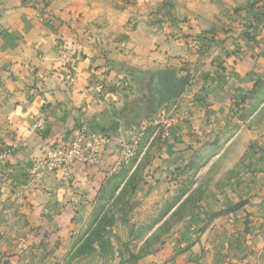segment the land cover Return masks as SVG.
<instances>
[{
  "label": "crops",
  "instance_id": "1",
  "mask_svg": "<svg viewBox=\"0 0 264 264\" xmlns=\"http://www.w3.org/2000/svg\"><path fill=\"white\" fill-rule=\"evenodd\" d=\"M118 2L48 0L43 15L55 18L50 23L38 21L23 0H0V145L11 149L9 160H0V191L39 201L29 208L34 226H84V214L132 177L146 172L147 180H170L208 162L234 127L231 115L251 113V105L240 103L264 81V32L253 41L239 33L221 47L202 38L194 43L184 29L171 36L166 29L147 46L134 39L119 44L120 20L131 15ZM102 20L110 26L101 28ZM168 70L176 79L188 73L190 84L179 99L164 102ZM168 106L180 119L170 136L150 129L132 164L108 176L120 143ZM41 110L48 115L42 136L33 129ZM81 127L109 143L99 165H74L65 183V172L39 163L47 149L68 143ZM241 158L229 181L206 196L168 248L145 264H264V159L255 162L259 172L247 182ZM75 212H81L78 220Z\"/></svg>",
  "mask_w": 264,
  "mask_h": 264
},
{
  "label": "rangeland",
  "instance_id": "2",
  "mask_svg": "<svg viewBox=\"0 0 264 264\" xmlns=\"http://www.w3.org/2000/svg\"><path fill=\"white\" fill-rule=\"evenodd\" d=\"M120 2L117 6L128 9L131 16L120 20L115 37L119 44L134 39L147 46L166 29L169 36L172 30L184 29L194 43L202 38L221 47L225 39H235L239 33L253 41L264 32V0ZM99 26L109 27L110 21L102 20ZM250 94L251 99L240 104L251 105V113L239 118L231 115L234 127L225 145L217 146L208 162H198L170 180H147L146 172V178L143 174L132 177L122 190L114 188L95 212L84 214L88 219L84 226H34L37 218L29 208L39 201L33 203L24 192L0 191V264H145L146 259L168 248L206 196L229 181L233 162L245 159L247 182L259 172L255 162L264 159V81ZM164 95H171V91L166 90ZM170 111L179 119L176 110ZM45 131L37 133L42 136ZM240 131L243 134L238 138ZM50 150L39 163L43 167L46 163L49 168ZM4 152L6 158L2 157ZM10 154V147L1 144L0 160L7 162ZM52 171L64 173L61 169ZM80 214L75 212L73 220Z\"/></svg>",
  "mask_w": 264,
  "mask_h": 264
},
{
  "label": "built area",
  "instance_id": "3",
  "mask_svg": "<svg viewBox=\"0 0 264 264\" xmlns=\"http://www.w3.org/2000/svg\"><path fill=\"white\" fill-rule=\"evenodd\" d=\"M28 5L37 11V20L43 21V10L46 7L44 0H29ZM71 82H74V79H71ZM47 121L46 111H39L33 126L35 132L45 131ZM178 122L179 119L176 114L166 107H162L155 116L141 120L135 134L129 140L120 143L117 159L111 166L108 176H114L132 164L150 129L160 130L162 138L167 139L170 136V130ZM72 138L68 143L50 150L47 156L49 168L63 170L66 173L65 179H68L70 170L76 164H82L89 168L99 165L103 149L109 143L107 136L89 135L84 127L73 130ZM2 157L6 158L7 153L4 152Z\"/></svg>",
  "mask_w": 264,
  "mask_h": 264
},
{
  "label": "water",
  "instance_id": "4",
  "mask_svg": "<svg viewBox=\"0 0 264 264\" xmlns=\"http://www.w3.org/2000/svg\"><path fill=\"white\" fill-rule=\"evenodd\" d=\"M165 75H166L167 83L164 87V92L166 90H169L171 91V95H168V96L164 95L163 97L164 102H169L175 99H179L190 83V75H187L186 77L182 79H176L174 72L170 70L166 71Z\"/></svg>",
  "mask_w": 264,
  "mask_h": 264
},
{
  "label": "trees",
  "instance_id": "5",
  "mask_svg": "<svg viewBox=\"0 0 264 264\" xmlns=\"http://www.w3.org/2000/svg\"><path fill=\"white\" fill-rule=\"evenodd\" d=\"M25 4L29 3V0H23ZM48 0H44V4L45 6H47ZM44 19L48 20L50 23H54L55 22V18L52 16H48V15H44Z\"/></svg>",
  "mask_w": 264,
  "mask_h": 264
}]
</instances>
